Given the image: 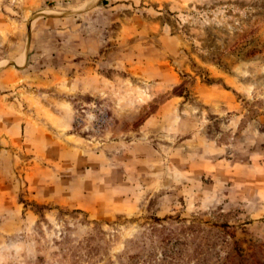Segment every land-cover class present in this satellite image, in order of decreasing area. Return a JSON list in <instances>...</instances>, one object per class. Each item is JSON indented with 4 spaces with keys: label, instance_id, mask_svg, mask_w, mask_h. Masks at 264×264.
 <instances>
[{
    "label": "rangeland",
    "instance_id": "374dc122",
    "mask_svg": "<svg viewBox=\"0 0 264 264\" xmlns=\"http://www.w3.org/2000/svg\"><path fill=\"white\" fill-rule=\"evenodd\" d=\"M0 264H264V0H0Z\"/></svg>",
    "mask_w": 264,
    "mask_h": 264
}]
</instances>
